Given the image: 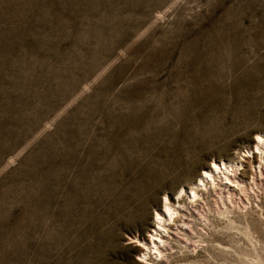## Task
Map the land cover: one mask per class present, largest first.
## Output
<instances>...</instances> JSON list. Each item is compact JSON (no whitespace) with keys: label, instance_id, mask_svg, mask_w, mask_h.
Here are the masks:
<instances>
[{"label":"rangeland","instance_id":"374dc122","mask_svg":"<svg viewBox=\"0 0 264 264\" xmlns=\"http://www.w3.org/2000/svg\"><path fill=\"white\" fill-rule=\"evenodd\" d=\"M257 134L264 0H0V264H264V163L128 240Z\"/></svg>","mask_w":264,"mask_h":264},{"label":"bare ground","instance_id":"6f19581e","mask_svg":"<svg viewBox=\"0 0 264 264\" xmlns=\"http://www.w3.org/2000/svg\"><path fill=\"white\" fill-rule=\"evenodd\" d=\"M254 144V152L248 151L247 155H242L244 158L241 161L245 164L242 162L233 164L230 162L227 163L223 161H212L210 164L204 165L202 172L198 174L196 178L198 183H189L191 185H189L190 193H187V191L180 188L175 198L164 197L162 209H160V212L154 213L152 226L148 230L147 235H145L146 237H128L129 242L134 243V245L137 247V251L139 252L137 260L139 262H144L146 256L149 254H155L156 257L159 256L158 259H160L162 252L160 247H163L166 241L164 238L165 232H168L169 227L176 223L177 217L180 215V211L178 212L177 208L179 206H183L184 208V205L187 203L197 208V201L201 197L199 192L201 190H206L207 184H210L213 187L216 185H222L223 188H229L231 187V183H237L236 180L229 176L234 173L235 170H240L239 177L242 180L246 171L252 174L255 167L260 168L263 166L264 157L262 156V145H264V139L261 135H256ZM237 166L240 167L237 168ZM218 180L223 183H217ZM185 196L187 197L188 202H186Z\"/></svg>","mask_w":264,"mask_h":264}]
</instances>
